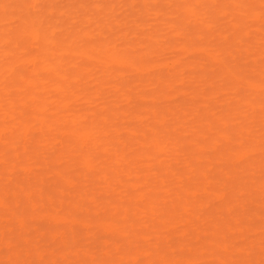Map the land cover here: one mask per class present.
Returning <instances> with one entry per match:
<instances>
[{"label":"bare ground","instance_id":"6f19581e","mask_svg":"<svg viewBox=\"0 0 264 264\" xmlns=\"http://www.w3.org/2000/svg\"><path fill=\"white\" fill-rule=\"evenodd\" d=\"M0 236L264 264V0H0Z\"/></svg>","mask_w":264,"mask_h":264},{"label":"rangeland","instance_id":"374dc122","mask_svg":"<svg viewBox=\"0 0 264 264\" xmlns=\"http://www.w3.org/2000/svg\"><path fill=\"white\" fill-rule=\"evenodd\" d=\"M22 240L13 245L14 251L9 248V237L2 238L0 236V264H68V261L63 259L62 256L66 253L65 249L61 245V241L53 243L52 247L49 248L45 244L50 242L49 236L46 241H41L37 246L31 245L26 246L22 244ZM92 247L95 245H91ZM32 249L27 251V249ZM53 251V255H49ZM46 254L45 259L40 260L37 257V253ZM19 254V257L16 255ZM77 257H72L73 264H78ZM55 261V263H54Z\"/></svg>","mask_w":264,"mask_h":264}]
</instances>
